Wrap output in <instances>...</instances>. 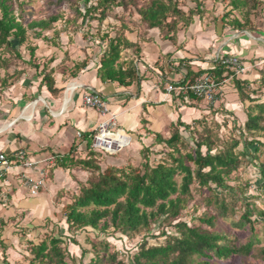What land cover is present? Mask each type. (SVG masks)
Here are the masks:
<instances>
[{
	"label": "crops",
	"instance_id": "0c3cea01",
	"mask_svg": "<svg viewBox=\"0 0 264 264\" xmlns=\"http://www.w3.org/2000/svg\"><path fill=\"white\" fill-rule=\"evenodd\" d=\"M200 26L197 22L187 34L177 33L171 39H165L159 28L147 29L146 34L139 30L127 31L124 35L135 47L124 49L120 62L125 68L130 61L136 63L142 77L139 85L126 87L116 82H102L95 67L102 51L94 61L87 56L79 58L74 75H71L72 69L59 67L60 60L55 59L48 69L38 60L39 68H33L34 76L0 93V150L9 157L24 150L28 157L41 161L40 165L53 169L46 187L36 196L22 183L23 168L14 167L8 178L0 182V224L5 223L1 239L8 245L6 250L0 248V253L6 252L13 258L17 255L15 248H19L21 239L12 233L16 227H29L30 223L40 225L43 220L50 219L52 225L59 223L67 230L63 208L72 200L66 197L63 198L66 204L56 203V194L63 189H74L78 193V182L86 181L88 173L81 167L61 168L56 165V159L68 154L72 146L77 148L76 157L85 158L86 138H91L98 125L106 120L86 106L84 93L97 91L108 100L120 130L115 139L123 145L120 136L128 134L131 138L129 149L135 154H141L144 146L150 149L162 146L156 135L169 137L179 121L191 125L196 120L227 117L232 119L229 125H235L236 117L240 126L245 124L252 105L264 103V32L227 31L216 25L206 32L202 24ZM37 51L39 57L46 53L42 48ZM51 52L45 55L59 57V53ZM223 55L239 56L249 69L222 84L214 103L198 99L187 103L183 97L166 92L168 84L177 85L193 80L200 73H212L218 65V57ZM83 63L86 65L82 67ZM44 68L45 73L52 72L58 92L52 93L41 84L43 75H37ZM18 213L24 214L23 220H17L19 224L9 220ZM7 260L9 262V258Z\"/></svg>",
	"mask_w": 264,
	"mask_h": 264
},
{
	"label": "trees",
	"instance_id": "16d2710c",
	"mask_svg": "<svg viewBox=\"0 0 264 264\" xmlns=\"http://www.w3.org/2000/svg\"><path fill=\"white\" fill-rule=\"evenodd\" d=\"M91 1L84 0L85 11L79 7L76 9L84 20L98 13V20L102 22L113 7L126 4L125 0H95V3L88 6ZM13 3L14 0H0V49L5 47L15 50L25 44L28 29L39 30L37 38H41L42 33L50 30L59 20V16L55 15L47 19L33 20L25 25L21 14L19 16L15 14ZM258 3L259 0H229L232 9L223 15L222 21L230 17L231 11H242ZM200 7L199 3L196 12L201 9ZM196 12L192 9L188 15L185 14L179 8L178 0H151L147 6L138 8V14L141 21L148 26L147 29L159 28L161 32L162 30L164 32L165 26L173 31L178 19L189 25ZM170 17L173 19L169 22ZM247 21V17L244 22L234 18L230 23L236 29H244ZM162 36L165 39L174 37L170 38L169 32ZM104 38L109 40L97 63L98 78L104 83L116 82L126 87L135 83L139 85L142 77L136 63L130 61L125 68L124 63L120 62L121 52L135 47V44L122 33L115 37L107 34ZM36 49L30 48V62L35 59ZM85 65L83 63L82 67ZM34 68L38 69L39 65L35 64ZM44 71L45 68L41 72L43 75L41 84L52 93L58 92L52 72ZM212 71L221 82L223 66L218 62ZM197 126L203 128L202 131H199ZM240 129L251 136L264 132V103L251 108L245 124L243 127L240 125ZM187 132H190V138L184 135ZM86 139L89 153L85 158L76 157L77 148L72 146L68 154L56 159V165L61 168L81 167L91 171L90 178L83 182L84 185L80 186L71 203L64 207L67 231L79 232L90 227L103 233L113 228L116 232L130 235L150 233L152 225L157 222L164 226L173 225L174 232L164 230L160 232L159 235L165 237L162 243L150 246L147 236L144 235L138 252L129 264H212L211 261L214 259L226 261L233 256H247L252 251L259 233L255 223L262 222L264 225V211L258 210L259 217L252 220L257 208H251L249 205L245 208L237 226L245 227L246 224H250L252 236L246 243L237 245L229 234L217 229L218 217H225V212L229 209L225 201H220L217 192L233 190L228 185L227 178L238 169L242 155L246 156L250 151L260 152V142L252 139L249 142L251 145H246L244 152L240 153L237 149L242 143L241 140L234 137L221 139L205 119L196 120L191 125L179 121L173 126L169 137L156 135L158 144H163L168 149V160L153 164L149 159L151 149L144 146L141 150L144 158L142 164L108 166L103 169L96 158L98 151L92 149V139ZM262 173L263 180L260 181V186L264 188V167ZM194 189L196 191L207 189L212 192L206 200L207 205L214 204L219 210L222 209L219 216L207 212L204 217H199L209 229L190 226L188 222L180 219L182 212L194 198ZM65 239L64 236L50 234L38 243L30 242L31 258L28 264H81L76 256L70 254ZM102 244L103 250H110L108 242ZM73 245L79 244L73 241ZM81 252L82 258L87 253L84 246H81ZM107 258L112 264H126L122 260H117L115 252L109 253ZM3 261L4 264H10L7 257H4ZM106 261L104 256H97L88 264H104Z\"/></svg>",
	"mask_w": 264,
	"mask_h": 264
},
{
	"label": "rangeland",
	"instance_id": "374dc122",
	"mask_svg": "<svg viewBox=\"0 0 264 264\" xmlns=\"http://www.w3.org/2000/svg\"><path fill=\"white\" fill-rule=\"evenodd\" d=\"M125 1L126 4L124 6H115L109 10L107 17L100 22L98 20V13L93 14V17H87L85 20L83 16L78 14L77 7L85 11L84 0H14L15 14L17 16L21 14L25 25L33 20L47 19L55 15L59 16V20L53 24L50 30L43 32L41 38H37V31L40 32L39 30L28 29L27 42L25 44L17 47L15 50L5 47L0 49V93L9 90L18 81H23L25 78L32 76V74L34 76L33 68L35 64L38 65V60H41L40 64H45L47 69L50 68L55 59L60 60L61 63H58L59 67L72 69L71 75H74L78 70L76 63L79 58L84 59L87 56V59H92L93 61L96 58L99 59L100 53L108 45L109 39L104 38L105 35L109 34L110 37H115L119 33L125 34L127 31L135 32V30L146 34L145 30L148 26L141 21L138 8L147 6L151 0ZM92 3H95V0H92L88 6ZM199 3L201 4V9L196 12V7ZM178 6L185 14L188 15L190 10L193 9L196 15H194L193 21L189 25H186L182 19H178L173 31L171 28L165 26L162 34L164 35L169 32L170 38L172 36L176 37L177 33L182 35L187 34L190 27H194L197 22L198 26L202 24V28L206 32L209 30V27H213L214 25L219 28L223 27V30L232 31L236 28L230 23L231 20L239 18L244 22L246 17L248 21L244 29L252 32H264V0H259L257 5H250L242 9V11H231L230 17L225 21H222L223 15L232 9L229 5V0H178ZM172 19L173 17H170L168 21L170 22ZM200 30L199 28L198 31L200 32ZM30 48H42L46 53L39 57L40 52H35V59L30 62ZM50 50H53L55 54L59 53V57L56 55H53L54 57L52 55H45L52 54ZM86 51L91 52L89 53L91 55L87 54L88 52ZM36 53L39 55L36 56ZM95 67L97 66L95 65ZM37 76H41V73ZM252 106L255 108L256 105ZM229 120L232 119L225 117L218 120L208 118L206 121L221 139L234 137L241 140L242 143L237 149L238 152H244L245 146L251 145L249 142L252 139L261 143L260 152L254 153L250 151L248 155H242L238 169L227 178V183L233 190L223 192L221 190L217 192L220 201H225L229 206L228 211L225 212V217L219 216L222 214L220 213L222 209L219 210L214 204L207 205L206 200L212 192L207 191V189L202 191L194 189V198L189 203L188 208L182 212L180 219L188 222L190 226L209 229L207 224L201 222L199 217H204L207 212L211 215L219 216L217 229L223 230L232 237V240L237 245H241L246 243L250 236H252L250 224H246L245 227L237 226L240 223V218L245 208L248 205L251 208H257V211H255V214L251 218L252 220L259 217L258 210L264 211V188L260 186V181L263 180L262 167H264V132L255 133L251 136L246 131L240 129L236 117L234 118L235 125H229ZM241 126L243 127V125ZM197 128L199 131L203 129L198 126ZM184 135L188 138L191 136L190 132L184 133ZM187 140L191 144V141ZM85 153L88 155L89 149ZM149 155V159L153 164L166 161L168 160V149L164 145L157 146L149 151ZM96 158L103 169L108 166L124 167L129 164L138 166L144 162L143 155L130 151L129 146L121 152L112 155L98 151L96 152ZM52 171L53 169L50 167V177H52ZM86 172L88 173L86 175L87 180L91 176V171L86 170ZM78 184L79 186L84 185L83 182H78ZM79 188L77 187L78 190ZM75 194L76 191L74 189L60 190L56 194V203L66 204L67 200L63 198L69 197L73 200V197L76 196ZM23 217V213H18L15 216L9 217V220H14L19 224L20 222L17 220H23ZM50 222H52L50 219H45L40 225H32L30 223L31 226L29 227L12 226L13 228H17V230H13V235L17 234L21 239L19 248H15L17 255L13 258L10 254L6 255V252L0 253V262L4 263L3 259L7 257L10 264H28L31 258L29 252L30 242H39L46 235L53 234L66 238L65 243H67L70 254L76 256L77 261L81 262V264H88L91 259H95L97 256H104L105 260L107 259L104 264H112L107 256L113 252L117 254V260H122L126 264H129L130 260L138 252L144 235L147 236L148 245L152 246L163 242L165 237L159 235L163 230L166 232L175 231L173 225L164 226L157 222L152 225L150 233L143 232L141 234L124 235L121 232L114 231L113 228L99 233L90 227L78 232L76 230H64L60 227L59 223L52 225ZM3 225L5 223L0 224V248L6 250L8 249V245L4 244L1 239V236H3L2 231L4 230ZM255 226L259 230L258 239L249 255L233 256L226 261L214 259L211 261L212 264H264V225L262 222H256ZM30 238L35 239V241ZM73 241H76L79 245H73ZM102 242L109 243V251L103 250ZM81 246H84L87 250V253L82 258L80 256L82 255Z\"/></svg>",
	"mask_w": 264,
	"mask_h": 264
},
{
	"label": "built area",
	"instance_id": "2783aa9c",
	"mask_svg": "<svg viewBox=\"0 0 264 264\" xmlns=\"http://www.w3.org/2000/svg\"><path fill=\"white\" fill-rule=\"evenodd\" d=\"M218 62L224 68L221 82L212 73L205 72L185 83L168 84L166 92L183 97L187 103L194 99L214 103L217 100L218 90L222 84L246 73L249 69L247 63L236 55H223L218 57ZM83 101L86 106L93 108L101 116L106 117V120L98 125L91 136L93 150L112 155L121 152L130 145L131 138L128 134L120 136L123 139V145H120L119 141L115 139L120 132L117 126V118L111 112L108 100L101 93L97 91L84 93ZM81 135V133H78V136ZM40 163L41 161L28 157L24 150H19L13 157H9L0 150V182L8 178L11 174L10 170L14 167L23 168L24 172L21 174L22 183L31 195L36 196L46 187L50 173L48 166L40 165Z\"/></svg>",
	"mask_w": 264,
	"mask_h": 264
}]
</instances>
